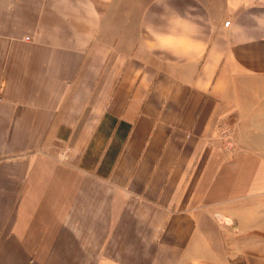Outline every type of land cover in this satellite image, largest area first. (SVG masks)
Returning a JSON list of instances; mask_svg holds the SVG:
<instances>
[{
    "label": "crops",
    "instance_id": "obj_1",
    "mask_svg": "<svg viewBox=\"0 0 264 264\" xmlns=\"http://www.w3.org/2000/svg\"><path fill=\"white\" fill-rule=\"evenodd\" d=\"M247 107L264 0H0V264H264Z\"/></svg>",
    "mask_w": 264,
    "mask_h": 264
},
{
    "label": "rangeland",
    "instance_id": "obj_2",
    "mask_svg": "<svg viewBox=\"0 0 264 264\" xmlns=\"http://www.w3.org/2000/svg\"><path fill=\"white\" fill-rule=\"evenodd\" d=\"M241 93H242V98H243L246 95V93L250 94L252 92L248 91V92H241ZM243 109L246 111L245 115H247L248 113L250 114V116L249 114L246 116L247 121L239 122V123L237 122L235 123L232 121L230 122L223 121L219 123V126H218L219 128L218 138H219V142H221V147L227 140V135L232 136L234 148L232 149V151H227L224 149V151H226L228 155H233L235 151L239 148V144L240 145L243 144L246 147H250L252 149H255L257 147H264V120L259 119L258 108L257 107L253 108V109H256L255 112L252 111V108L250 107L243 108ZM241 114L243 113L241 112ZM51 142H54V141H51ZM56 142L52 143L53 145H55V146H51L53 150H57V148H59L61 152L63 151L65 152L67 148H69L68 146L69 144L67 142H62V141L60 142L56 141ZM98 145L99 143L96 142L95 149L98 148L97 147ZM93 152L94 151H92L88 159H91L93 157ZM56 158L58 161H62L64 158V154L56 155Z\"/></svg>",
    "mask_w": 264,
    "mask_h": 264
},
{
    "label": "built area",
    "instance_id": "obj_3",
    "mask_svg": "<svg viewBox=\"0 0 264 264\" xmlns=\"http://www.w3.org/2000/svg\"><path fill=\"white\" fill-rule=\"evenodd\" d=\"M224 25H228V21H225ZM222 148L227 150V151H232V149L234 148L232 136L227 135V140L223 144Z\"/></svg>",
    "mask_w": 264,
    "mask_h": 264
}]
</instances>
